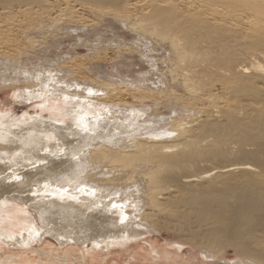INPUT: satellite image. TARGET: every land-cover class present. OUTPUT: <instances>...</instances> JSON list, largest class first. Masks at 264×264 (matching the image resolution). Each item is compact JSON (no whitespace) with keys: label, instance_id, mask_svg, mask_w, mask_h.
I'll return each mask as SVG.
<instances>
[{"label":"bare ground","instance_id":"obj_1","mask_svg":"<svg viewBox=\"0 0 264 264\" xmlns=\"http://www.w3.org/2000/svg\"><path fill=\"white\" fill-rule=\"evenodd\" d=\"M7 1H26L21 14L38 4ZM103 1L143 11L114 18L153 68L78 78L70 57L32 70L0 22V90L30 108L0 110V241L25 246L44 232L108 248L193 222L205 233L197 244L206 264L220 254L218 233L238 245L244 263L232 264H264V0L93 2ZM242 157L249 161L211 163Z\"/></svg>","mask_w":264,"mask_h":264},{"label":"rangeland","instance_id":"obj_2","mask_svg":"<svg viewBox=\"0 0 264 264\" xmlns=\"http://www.w3.org/2000/svg\"><path fill=\"white\" fill-rule=\"evenodd\" d=\"M33 1L38 2V4H33L31 6L33 11L31 10L26 14L17 12L18 6L23 5L26 1L19 2L20 4L15 2L19 4L15 7L8 1L0 4V7L6 9V14L0 13V22L5 24L9 30L11 29L9 35H4L7 36L5 39L0 36V45H2L1 41L3 42V39L6 43L7 38L14 41L16 39L20 40L22 52L19 54L20 56L18 55L19 57L17 56L20 65L24 66L28 62L24 67L32 66L30 69L34 70L38 65L47 67L50 64L58 63V61L61 63L63 59L64 62H67L71 57L74 58L71 59L73 65L76 64L74 66L79 67L82 72L77 71L81 75L78 78H86L87 75L93 78L94 76L92 77L90 74L92 71L93 73L98 72L102 75V78L110 80L115 79L110 77L111 74L136 76L135 74H138L139 71L147 72L148 69L153 68L146 64L145 60L138 57V52L132 46L135 34L120 25L117 20L120 15L129 20L133 18L136 20L144 19L145 15L141 13L143 12L141 9L120 12V4L109 5L108 1L94 3V0H44V3L41 4L42 2L39 3L40 0H28L30 3H33ZM198 4L196 5L198 6ZM11 9L13 13L7 15V11ZM68 9L72 10L75 16L71 14L72 16L70 15L69 18L67 15ZM64 12L66 13L64 14ZM122 40L125 42H122ZM124 43L129 44H126L127 48ZM129 47L133 49L129 51ZM200 55L197 63H200L201 68H205L208 59L206 58L207 61H205L206 56L204 54H202L204 57ZM159 64H156L158 67H155L160 69L161 64ZM165 66L170 67L171 63H167ZM165 80L171 83L168 75ZM149 81L145 83L149 84ZM152 82L154 83V81ZM152 88L150 86V89ZM154 90L152 89V91ZM7 91V89L0 90V110L11 107L17 113L23 112L27 106L16 102L9 95L11 90ZM126 97L127 99H125L128 102H133L130 95ZM162 111L169 113L167 109H162ZM178 114L184 120L185 117L186 119L189 118L187 114H180V112ZM178 114L175 116L176 118ZM178 119H180V116ZM244 160L249 161L244 157L221 158L211 160V163L218 166ZM201 167L203 166L196 167L193 171L198 173L203 169ZM16 203L22 205V201H16ZM29 210L37 218L35 211L31 208ZM36 223L41 227L38 219H36ZM173 224L172 222L160 224L162 227L157 229L156 232H150L148 235L139 237L138 240L127 245L108 248L96 247L91 242L85 243V246L70 239L60 244L59 239L44 232L39 239L25 246L15 242L13 244L0 241V264H34L36 262L45 264L50 262V259L56 261L62 259L63 263L66 264H206L202 259V248L197 244L205 238V233L196 231L197 226L193 222L188 224L178 222L179 227H175ZM190 235H192V239H189ZM216 237V247L222 248L219 250V256L208 259V264H232L233 261L244 263L236 252L238 250L237 244L234 242L226 243L225 237L220 233ZM175 241L183 243L181 248H177ZM153 249L156 251L158 249L157 252L159 253H154Z\"/></svg>","mask_w":264,"mask_h":264}]
</instances>
